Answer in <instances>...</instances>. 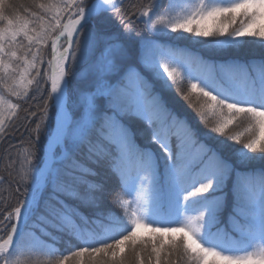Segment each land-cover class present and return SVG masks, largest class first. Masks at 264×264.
<instances>
[{"label":"snow or ice","instance_id":"obj_1","mask_svg":"<svg viewBox=\"0 0 264 264\" xmlns=\"http://www.w3.org/2000/svg\"><path fill=\"white\" fill-rule=\"evenodd\" d=\"M0 144V264H264V0H0Z\"/></svg>","mask_w":264,"mask_h":264},{"label":"trees","instance_id":"obj_2","mask_svg":"<svg viewBox=\"0 0 264 264\" xmlns=\"http://www.w3.org/2000/svg\"><path fill=\"white\" fill-rule=\"evenodd\" d=\"M17 2L21 5H30V4H32L33 0H17ZM133 2L143 3V2H146V0H133ZM201 27L212 28L213 22L212 21H206L205 23L201 24ZM230 27H232V26H230ZM259 40H260V38L247 37V36L243 37L241 39V43H243L244 41L248 42L247 46L245 48V52H247L249 54L258 55L259 54ZM46 51L49 53V55L44 57V61H45L44 66L45 67H47V61L51 60V46H50V44L48 46H46ZM48 73H49V69H48ZM48 87L50 88V83H48ZM181 103H183V102L181 101ZM233 124H236V122L234 121ZM229 127H232V125H230ZM246 127H247L246 123L240 124L234 128V133H237V132L238 133H245ZM13 144L16 145V149L11 154L14 157L13 162H16L17 160L20 161L19 163H16V168H17V170H19L21 168V163L23 162V157L26 155L28 146L23 141H13ZM6 165L10 166V162L7 159L6 146L4 144H0V176H6L7 175V173L4 171ZM24 166L26 167V165H24ZM6 189H7V184H0V192H5ZM116 195L121 197L122 201L127 200V197L123 192H117ZM2 203H3V201H2V199H0V205H2ZM126 221L130 225V223H131L130 219L126 218ZM120 230L121 229H119V228L110 229V230H108L106 235L107 236L115 235V233L117 231H120ZM149 234L150 233H149L148 229L147 230L143 229V230L137 231L138 236H147ZM157 235H158V233H157ZM169 235L179 237L180 235H182V233H171ZM98 238H100V237H98ZM117 238H119V237H117ZM17 258L21 261V264H47V261L49 260L50 257L47 254L30 255V254L26 253L24 255H18ZM209 259H211V258H209Z\"/></svg>","mask_w":264,"mask_h":264},{"label":"rangeland","instance_id":"obj_3","mask_svg":"<svg viewBox=\"0 0 264 264\" xmlns=\"http://www.w3.org/2000/svg\"><path fill=\"white\" fill-rule=\"evenodd\" d=\"M189 4H196L199 2V0H188ZM206 3H221V2H224V0H205ZM206 21L202 22L201 24L205 23ZM50 72V70H49ZM143 229H146V228H140L138 230H143ZM147 230V229H146ZM127 243V242H126ZM123 247V246H122ZM211 258V257H209Z\"/></svg>","mask_w":264,"mask_h":264},{"label":"water","instance_id":"obj_4","mask_svg":"<svg viewBox=\"0 0 264 264\" xmlns=\"http://www.w3.org/2000/svg\"><path fill=\"white\" fill-rule=\"evenodd\" d=\"M50 72H51V74H50V77H51V75H52V70H51ZM50 77H49V78H50ZM49 83H50V82H49Z\"/></svg>","mask_w":264,"mask_h":264}]
</instances>
